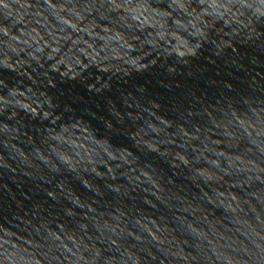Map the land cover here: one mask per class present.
<instances>
[{"label": "water", "instance_id": "1", "mask_svg": "<svg viewBox=\"0 0 264 264\" xmlns=\"http://www.w3.org/2000/svg\"><path fill=\"white\" fill-rule=\"evenodd\" d=\"M0 264H264V0H0Z\"/></svg>", "mask_w": 264, "mask_h": 264}]
</instances>
